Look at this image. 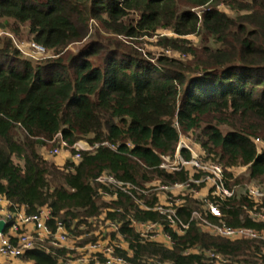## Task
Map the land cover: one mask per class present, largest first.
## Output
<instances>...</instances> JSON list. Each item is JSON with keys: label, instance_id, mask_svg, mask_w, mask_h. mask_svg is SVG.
Instances as JSON below:
<instances>
[{"label": "trees", "instance_id": "1", "mask_svg": "<svg viewBox=\"0 0 264 264\" xmlns=\"http://www.w3.org/2000/svg\"><path fill=\"white\" fill-rule=\"evenodd\" d=\"M14 25L48 58L26 60L0 39V197L26 216L47 208L50 231L61 223L76 238L99 222L113 224L118 231L108 238L117 244L118 235L126 244L115 253L128 264H215L208 252L223 264H264V239L211 236L196 220L178 235L151 210L159 205L153 188L188 184L177 197L179 221L187 224L197 212L211 224L264 237L258 218L264 196L253 199L246 185L258 183L264 194V147L255 143L264 144V0H0V31L15 32ZM164 30L171 36H161ZM153 36L179 56L163 51L153 60L124 42ZM58 135L68 146L106 142L113 149L100 146L77 165L57 166L40 151L56 147ZM182 135L192 136L204 161L222 168L230 198L210 190L202 205L193 198L201 185L190 181L205 173L161 168L163 157L174 159ZM179 155L191 160L187 150ZM234 168L246 169V184L234 178ZM100 176L145 191L132 196L150 210L97 183ZM132 221L161 225L170 245L142 242ZM72 254L45 242L21 260L64 264Z\"/></svg>", "mask_w": 264, "mask_h": 264}, {"label": "built area", "instance_id": "2", "mask_svg": "<svg viewBox=\"0 0 264 264\" xmlns=\"http://www.w3.org/2000/svg\"><path fill=\"white\" fill-rule=\"evenodd\" d=\"M164 32L167 31L164 30ZM29 48L35 55H42L45 53L44 48L34 42L30 44ZM165 52L168 56H174L175 54L173 52H170L169 50ZM55 140L57 141V146L51 149L50 155L56 157L62 152H71L73 153V165H77L83 153L93 152L100 146L109 147L110 149H113V147L106 142L101 144H89L86 141H78L72 146H68L60 135L56 136L53 141ZM258 142V140H255V143ZM185 149L190 152L188 148ZM180 151L181 147L178 146L173 160H171L169 157H163V164L161 168L170 171L178 165L184 168L192 166L196 169L201 170L203 173L206 174V176H204L201 180H191L190 183L199 185L203 181L210 180L213 185V196L219 198H230L232 196V192L226 190L223 186V170L219 165L203 166L199 164L198 161L194 160L193 157H191V160L189 162H185L179 155ZM176 156H179V161L176 160ZM168 160L169 162L171 161L172 163L177 164H174L170 167H166L165 162H167ZM96 182L102 185L111 186L116 190L128 194L135 200L138 205L145 208L146 210H150L149 208L142 206L141 202H139L138 200H136V198L132 196V194L134 193L146 194L145 191H141L130 184H125L116 181L115 179L109 176H100L96 179ZM187 185H175L172 187L161 186L158 189L166 192H169L172 189L185 190L187 188ZM158 189L153 188V190L155 191H157ZM247 191L248 194L255 200H258L259 198H262L264 196V194L257 187H247ZM105 197L107 199L109 198L108 196ZM181 203L182 201H180L178 198H172L169 196L166 197V202L163 205L159 204L151 210L158 212L162 217H164L168 225L173 228V230H175L178 235L184 233V231L188 228V225L191 220H196L203 226L204 231L211 236L221 237L228 240L264 239L263 236H259L255 231L250 229H231L225 226L211 224L210 222H208L207 219L202 218L197 212L192 213L191 219L187 224L182 223L178 220L175 210V208H177ZM206 210L212 217H220L219 210L212 203H206ZM258 218L261 221H264V215H259ZM50 219L51 214L47 208L40 209L35 215L26 216L22 210L18 209L17 207H14L5 198L0 197V221L4 223L3 232L0 233V258L6 261H22V256L26 252L37 248L38 244L43 245L46 242L53 247L63 248L62 245L68 242L69 239H78V237L76 238L74 236H71L69 231H67L61 223H57L55 226V231L51 232L47 225ZM105 225L112 229V233L118 231L117 227H115L111 223H106ZM29 227L32 228L33 233L28 232L27 229ZM131 228L135 231V233L138 235L139 239L142 242H157L158 239L160 240L159 242H162L165 245H170V237L166 233H164L163 227L157 223H139L136 221H132ZM116 236L117 238H119L118 235ZM97 244L96 248L99 249V252L96 253L92 258H81L75 261L69 259L64 264H128L123 258L116 255V249H121V247H119L118 244L111 242L109 238L106 239L104 243L98 242ZM207 255L208 258H210L215 264L225 263V261L220 256L214 253L208 252ZM139 264L169 263L159 261H148L146 263Z\"/></svg>", "mask_w": 264, "mask_h": 264}, {"label": "rangeland", "instance_id": "3", "mask_svg": "<svg viewBox=\"0 0 264 264\" xmlns=\"http://www.w3.org/2000/svg\"><path fill=\"white\" fill-rule=\"evenodd\" d=\"M223 11H225L223 8H221ZM230 14V13H229ZM93 26V24H92ZM14 29L15 32H12L10 30H1L0 31V39H4V40H10L12 42V44L15 46V48L19 51V53L21 54L22 58L26 59V60H30L32 62H41L43 60H45L46 58H48V55L46 53L42 54V55H35L32 53L31 49L29 48L30 44L33 43V41H31V38L29 37L27 31L22 28V27H18V26H13L12 27ZM90 31L92 32V34L95 33L94 28L90 27ZM100 29H98V32L100 33ZM159 34L161 36H171L170 32H164V31H159ZM119 40H123V38L118 37ZM142 39V38H141ZM140 41L137 42V44H132L134 42H130L129 40L124 41L127 45L126 46H133L134 49L137 48L139 52H141L143 54V56H148L150 58H152L153 60L158 57L161 56L163 54V51L160 47H158L157 45V41L158 38L157 36H153L152 38H146V39H142ZM188 40L191 41H195L194 37H189ZM80 45H75L73 47H71L70 51L71 52H75L79 49ZM164 54H166V52L164 51ZM168 56V55H167ZM168 57H178L177 54H174V56L170 55ZM258 144V148L261 149L264 147L263 143H256ZM179 147H181V150H186L185 148H188L190 150L191 153V157L194 158V160L198 161L199 164L203 165V166H214L215 164H212L211 162H207L204 161L203 158V154L200 152L198 145L194 142V139L192 138V136L190 135H182L180 138V142L178 144ZM53 147H50L49 145L42 148L41 149V155L43 156V158L47 159L48 161L54 163L55 165L59 166L58 164H60L59 162H62L64 160V164L67 162H73L72 161V156L73 154L71 152H62L60 155L53 157L50 155V151ZM63 153H66L67 157H65V159H63L64 157L62 156ZM179 156H176V160L179 161L178 159ZM202 160V161H201ZM62 164V165H64ZM174 164L177 163H172L171 161L169 162V160L167 162H165V166L166 167H170ZM193 167L192 166H188L187 169L191 170ZM234 178L240 179V181L243 183L247 181V177L245 176V172L246 169L245 168H234L233 170H231ZM244 178H243V177ZM245 180V181H244ZM258 183H247L246 185L248 187H257ZM200 189L198 191H196L193 195V198H195L198 202L202 203V205L204 204V200L207 197L208 193L210 192V190H212L213 185L212 182L210 180H206L203 181L200 184ZM244 187V185H242ZM259 188V187H258ZM260 190V189H259ZM184 191V189H172L169 192L166 191H162L160 189H158L157 191L152 190L151 192H156L157 196L159 197V204L163 205L166 202V197H172V198H177L182 192ZM94 228L93 230H91V232L88 235L85 236H80L78 237V239H69L68 242H66L63 246V248H67V250L72 251L73 254L71 255V259L72 260H78L81 258H92L96 253L99 252V249H97V243H104L106 239H108V237L111 235L112 233V229L109 228L107 225H105L104 223H97L96 225H93ZM119 237V236H118ZM118 245L119 247H122L125 245V243L122 241V239L119 237L118 238ZM160 240L157 239V242H159ZM83 244V245H82ZM97 244V245H96ZM96 245V246H94ZM8 264V263H6Z\"/></svg>", "mask_w": 264, "mask_h": 264}, {"label": "crops", "instance_id": "4", "mask_svg": "<svg viewBox=\"0 0 264 264\" xmlns=\"http://www.w3.org/2000/svg\"><path fill=\"white\" fill-rule=\"evenodd\" d=\"M62 156L64 157L63 159H65V157H67L66 153H63ZM59 163L60 164H58V165L62 166V164H64V160L62 162H59ZM27 230L29 233H33L31 227H29ZM166 245H168V244H166ZM121 249L126 250L127 249L126 244L124 246H122ZM6 263H8V264H31V263H23L22 261H6V260L0 258V264H6Z\"/></svg>", "mask_w": 264, "mask_h": 264}, {"label": "water", "instance_id": "5", "mask_svg": "<svg viewBox=\"0 0 264 264\" xmlns=\"http://www.w3.org/2000/svg\"><path fill=\"white\" fill-rule=\"evenodd\" d=\"M3 229H4V223L0 221V233L3 232Z\"/></svg>", "mask_w": 264, "mask_h": 264}]
</instances>
